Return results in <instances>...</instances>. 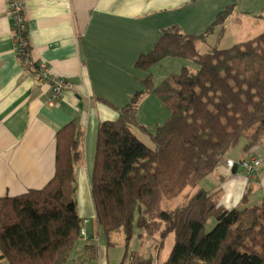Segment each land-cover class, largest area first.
Returning a JSON list of instances; mask_svg holds the SVG:
<instances>
[{"label": "trees", "instance_id": "1", "mask_svg": "<svg viewBox=\"0 0 264 264\" xmlns=\"http://www.w3.org/2000/svg\"><path fill=\"white\" fill-rule=\"evenodd\" d=\"M232 9L221 11L201 34L185 33L179 24L163 29L153 49L135 61L148 71L143 89L117 109V119L99 126L91 179L97 226L108 236L123 231L130 239L137 220L149 236L160 235V249L174 233L163 264H264V196L251 203L248 189L238 205L226 208L221 188L199 187L243 137L244 152L264 141V32L227 48H198ZM170 57L195 60L199 69L192 73L185 66L155 83L150 69ZM25 58L32 60L30 50ZM146 94L170 110L150 132L152 146L134 130ZM84 138L78 120H71L56 134L54 177L42 189L0 198V260L68 264L85 226L76 198ZM188 188L196 191L184 203L164 208ZM211 219L217 223L207 232ZM135 264L154 260L140 257Z\"/></svg>", "mask_w": 264, "mask_h": 264}, {"label": "crops", "instance_id": "2", "mask_svg": "<svg viewBox=\"0 0 264 264\" xmlns=\"http://www.w3.org/2000/svg\"><path fill=\"white\" fill-rule=\"evenodd\" d=\"M7 3L0 0V198L42 189L54 177L57 131L77 119L85 133L83 160L77 165L78 209L87 220L85 226L96 219L91 179L99 126L117 119V109L143 88L148 71L134 64L153 49L162 30L179 24L185 33H204L232 5L222 26L214 27L207 42L198 43L199 50L227 48L264 32V0H25L31 59L45 62L53 76L71 83L51 104V83L39 82L34 69L24 66L17 55ZM227 35L232 40L228 45ZM150 95L142 100L140 111L149 108L155 115L161 107L167 119L169 108ZM135 128L140 138L150 139L152 129L143 123ZM229 151L199 187L221 188L220 203L226 208L238 205L248 189L251 203L261 201L264 141L249 152ZM253 157L260 164L252 176L225 165L227 159ZM92 228L99 233L96 220ZM88 232L90 238L79 240L68 264H108L101 257L106 248L97 243L92 230ZM0 264L9 263L1 259Z\"/></svg>", "mask_w": 264, "mask_h": 264}, {"label": "rangeland", "instance_id": "3", "mask_svg": "<svg viewBox=\"0 0 264 264\" xmlns=\"http://www.w3.org/2000/svg\"><path fill=\"white\" fill-rule=\"evenodd\" d=\"M228 37L229 36L227 35L224 39L226 45H228L232 41L230 40L231 38L228 39ZM210 49L211 47L205 46L204 48L200 49V52L205 53ZM185 66H187L192 73H196L199 69V64L195 60H191V59L185 60L181 58L170 57L169 59H164L162 61H159L153 66L152 70L151 69L150 70L153 73L154 82L159 83L160 81H162L164 78H166L168 75L172 73H180ZM143 75H145L144 72ZM147 76L148 74L142 79H145ZM150 96L158 100L155 95L151 94ZM160 104L164 105L162 101H160ZM158 109L160 111L155 115H151L149 108L147 109V111L145 109H141L140 111L139 109L138 110L139 112L137 113L138 122L141 124L143 123L149 129L154 130L157 123L162 124L166 119L165 114L163 112L165 110L161 107H158ZM134 130L136 131L135 127ZM139 135L141 134L139 133ZM246 141L247 139L243 137L239 141L238 145L232 148L229 152H236L237 150L243 151V147ZM145 142L151 146L154 144L150 139L149 140L146 139ZM202 184L203 183L201 182V186ZM196 188L186 189L179 196L167 201L164 205V208H168V209L174 208L184 203L186 200V194L194 193L196 191ZM76 198L78 200V193L76 194ZM261 201H258L256 203L260 204ZM136 216H138V214ZM216 223H217L216 219H211L206 226V231L207 232L210 231L216 225ZM93 224H95L94 219L91 220V224H86V226L90 230V232L92 230L93 237H96V239L97 237L99 238L97 243L101 244L106 248L105 251H102L101 257L102 260L103 261L105 260L106 262H108V264H135V261L143 256L152 258L154 260V264H163L169 258L175 243V234L172 232L168 233L163 239V244L160 249L159 248L161 242L160 235H155L152 237L149 236L147 233L143 231V229H141L138 226L137 220H135L134 222L133 232L130 239L126 238V234L123 231L114 232L109 236L106 235L102 229L99 231L98 234L96 232L94 233L92 228Z\"/></svg>", "mask_w": 264, "mask_h": 264}, {"label": "built area", "instance_id": "4", "mask_svg": "<svg viewBox=\"0 0 264 264\" xmlns=\"http://www.w3.org/2000/svg\"><path fill=\"white\" fill-rule=\"evenodd\" d=\"M7 6L9 16L13 20V34L16 41L17 55L25 65L31 67L35 61L33 59L27 60L25 58L30 50L29 38L27 36V21L25 18V0H8ZM36 64L37 80L39 82L47 81L51 83L52 98L50 103L52 104L57 97L64 94V90L67 87H70L71 83L65 77L53 76L45 62H36ZM259 164L260 159L253 157L249 160L245 159L238 162L233 159H227L225 165L229 170L237 169L239 167L248 172L249 175H252ZM85 223H87V220ZM81 234L83 239L89 238V232L86 226L82 228Z\"/></svg>", "mask_w": 264, "mask_h": 264}, {"label": "water", "instance_id": "5", "mask_svg": "<svg viewBox=\"0 0 264 264\" xmlns=\"http://www.w3.org/2000/svg\"><path fill=\"white\" fill-rule=\"evenodd\" d=\"M235 170H236V169H235ZM239 170H241V168H240Z\"/></svg>", "mask_w": 264, "mask_h": 264}]
</instances>
